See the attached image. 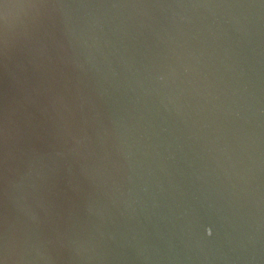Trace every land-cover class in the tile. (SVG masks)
Here are the masks:
<instances>
[{
    "label": "water",
    "instance_id": "95a60500",
    "mask_svg": "<svg viewBox=\"0 0 264 264\" xmlns=\"http://www.w3.org/2000/svg\"><path fill=\"white\" fill-rule=\"evenodd\" d=\"M0 264H264V0H0Z\"/></svg>",
    "mask_w": 264,
    "mask_h": 264
},
{
    "label": "clouds",
    "instance_id": "9594fccd",
    "mask_svg": "<svg viewBox=\"0 0 264 264\" xmlns=\"http://www.w3.org/2000/svg\"><path fill=\"white\" fill-rule=\"evenodd\" d=\"M209 234H211V231H209Z\"/></svg>",
    "mask_w": 264,
    "mask_h": 264
}]
</instances>
